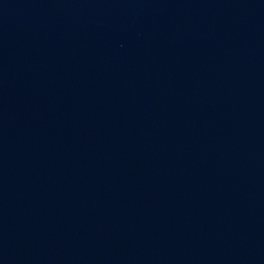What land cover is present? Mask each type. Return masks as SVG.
Instances as JSON below:
<instances>
[{
    "label": "water",
    "instance_id": "obj_1",
    "mask_svg": "<svg viewBox=\"0 0 264 264\" xmlns=\"http://www.w3.org/2000/svg\"><path fill=\"white\" fill-rule=\"evenodd\" d=\"M0 264H264V0H0Z\"/></svg>",
    "mask_w": 264,
    "mask_h": 264
}]
</instances>
